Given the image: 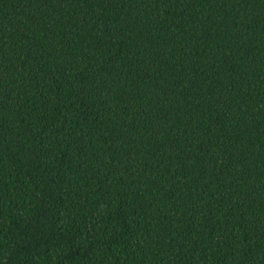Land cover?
Returning a JSON list of instances; mask_svg holds the SVG:
<instances>
[{
  "label": "trees",
  "instance_id": "1",
  "mask_svg": "<svg viewBox=\"0 0 264 264\" xmlns=\"http://www.w3.org/2000/svg\"><path fill=\"white\" fill-rule=\"evenodd\" d=\"M0 264H264V0H0Z\"/></svg>",
  "mask_w": 264,
  "mask_h": 264
}]
</instances>
